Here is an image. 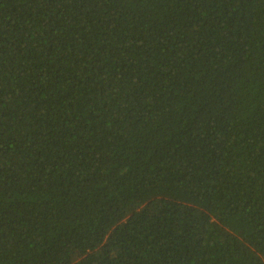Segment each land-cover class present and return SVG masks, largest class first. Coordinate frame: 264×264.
<instances>
[{
  "label": "trees",
  "instance_id": "trees-1",
  "mask_svg": "<svg viewBox=\"0 0 264 264\" xmlns=\"http://www.w3.org/2000/svg\"><path fill=\"white\" fill-rule=\"evenodd\" d=\"M0 264H264V0H0Z\"/></svg>",
  "mask_w": 264,
  "mask_h": 264
}]
</instances>
